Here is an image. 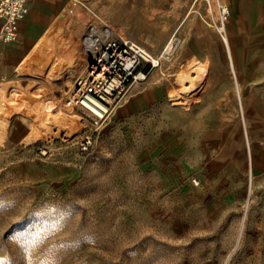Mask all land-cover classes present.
<instances>
[{"label":"rangeland","instance_id":"1","mask_svg":"<svg viewBox=\"0 0 264 264\" xmlns=\"http://www.w3.org/2000/svg\"><path fill=\"white\" fill-rule=\"evenodd\" d=\"M170 2L71 0L6 78L13 103L0 109V119L9 118L0 123V264H264V179L255 177L256 164L251 171L248 150V140L252 156L261 142L255 127L248 129V104L238 96L233 116L210 126L194 113L201 83L182 94L186 104L173 103L179 68L197 59L207 76L210 60L198 57L196 46L214 44L210 32L222 38L206 17V1ZM102 7L122 31L112 41L131 38L157 57L175 32L182 40L136 80L141 59L108 98L101 122L65 104L76 132L63 125L37 130L39 118L24 99L39 94L51 101L65 87L67 100L88 74L80 40ZM75 64L80 75L69 70ZM55 65L67 73L54 74ZM85 129L96 130L99 142L81 157L64 143ZM39 146L52 153L44 156Z\"/></svg>","mask_w":264,"mask_h":264},{"label":"crops","instance_id":"2","mask_svg":"<svg viewBox=\"0 0 264 264\" xmlns=\"http://www.w3.org/2000/svg\"><path fill=\"white\" fill-rule=\"evenodd\" d=\"M170 1L171 5L177 7L187 6L189 2V0ZM224 1L231 8V19L227 27L234 67L230 65L227 56L230 47L226 50L225 42L212 32L210 35L215 37L214 44L196 46L197 56L204 60L208 58L210 65L204 82L195 92L199 100L195 102L194 113L202 119V122L210 126L218 123V117H232L234 102L236 99L238 101L240 92L242 102L246 101L248 104V119L245 116L248 129L251 125L255 127V135L259 136L257 139L261 142L253 156V163L257 167L255 177L262 180L264 179V0ZM70 2L71 0H28L25 16L19 22V38L14 42L2 40L0 19V79L8 78L9 74L19 68L23 60L35 51L40 40L49 35L62 18ZM238 85L241 89H238ZM144 101L146 103L147 99L144 98ZM244 114L246 115L245 109ZM40 165L42 166L37 167L45 171L47 164ZM48 166L54 175L59 174L56 172L59 170L58 167L52 164Z\"/></svg>","mask_w":264,"mask_h":264},{"label":"bare ground","instance_id":"3","mask_svg":"<svg viewBox=\"0 0 264 264\" xmlns=\"http://www.w3.org/2000/svg\"><path fill=\"white\" fill-rule=\"evenodd\" d=\"M212 4L215 5V9L213 5H211L210 13L211 14L214 13L215 16H217L218 8L216 5V0H215V4L214 2ZM105 10L106 8L102 7L101 15H99L100 16L99 22L95 24L92 23L94 25H89L88 28L86 29L85 31L86 34L84 38L80 40V44H81V47H79L80 51L83 52L84 60L86 61L89 70L90 68L99 70V68L106 69V68L114 67L119 60L123 61L125 63V66L128 67V69H131L136 62V57L138 56V54L141 52H145L147 50L144 49L140 43H138L137 41L131 38H125L121 36L122 44H117L114 41H112V37H114V34L115 33L122 34V31L117 26H115V24L112 23L106 15H104L105 13L103 12ZM229 19H231V17H229ZM229 19L227 20V23ZM227 23H226V36H227L228 45L227 43H225V45L227 49L228 47H230V51L229 50L227 51L230 59V64L233 66L234 58L230 46ZM168 54H173L172 49H170V46L167 47L166 51L162 54V56L158 55L157 57L154 56L153 57L156 61H159V64H161L163 58L165 59L168 58L167 57ZM72 64L74 63L70 62L67 66L70 67V65ZM80 64H83V60L80 62ZM205 65L206 64H204L203 62L197 59H193L192 61H190V63L186 64L184 67L179 68L176 74L178 75L180 81L182 82L181 86L178 88L177 91H172L170 93L171 100H173V103L175 105L186 104L187 102L181 99L182 94L191 93L192 91L198 88L200 83L204 82L206 78ZM60 70L61 69L59 68L58 65H55L51 68V72H53L54 74H56L57 71L60 72L57 75L67 73V71L63 72L62 70L61 72ZM69 70H72L75 73L74 75L81 74V72L80 73L78 72L79 67L77 64L73 65V67H71ZM8 82L9 79H0V109H3V107H8L9 106L8 104L13 103L11 102V100H13V97L8 96V91L10 88ZM77 86H79V83H77ZM60 88H61L60 94L55 95V97L52 98L51 101H48L47 98L44 99L41 98V97H45V95L43 96L39 94L32 95V97L28 96L27 98L24 99L26 104L30 106L34 114L39 118L38 122L40 126L37 127V130H40L41 127L46 129L47 127H51L52 125H57V126L63 125L68 127L67 131L69 133L76 132V130L74 131V127L72 123L68 121L67 113L61 107L64 106L65 104L68 105L67 100L64 102V97L68 92L65 89V87H60ZM238 89H239V85H238ZM177 94H179L180 97L179 96L175 97ZM239 97L241 98L240 92H239ZM33 99L35 101H33ZM99 106L101 107V112L104 110H108V106L104 105L103 103L100 104L99 102H97L96 104H92V107L96 110L99 109ZM8 121L9 118L6 120L0 119V123L4 126L8 124ZM248 144H249L248 150L250 154V163H251L250 169L251 171H254L253 156L251 153L249 140H248ZM252 191H253V185L251 184L250 193Z\"/></svg>","mask_w":264,"mask_h":264},{"label":"built area","instance_id":"4","mask_svg":"<svg viewBox=\"0 0 264 264\" xmlns=\"http://www.w3.org/2000/svg\"><path fill=\"white\" fill-rule=\"evenodd\" d=\"M204 1L207 2L210 9L211 5H213V1ZM27 3L28 0H0L1 38L3 41L14 42L18 40L19 22L25 16ZM216 5L218 8L217 16H215L214 13H206V17L209 16V18H211L215 29L223 41L227 43L226 23L231 15V8L229 4L221 0H216ZM181 40L182 39L180 35L176 34L175 32L161 53H164L168 46H170V49H172V52H174V49H176L175 47L180 44ZM113 41L117 44H122V41L119 43L115 41L114 38ZM170 55L172 54H168L169 57ZM141 59L144 61V64H142L141 69L138 71V73H136L138 76L135 77L136 80L145 79L150 73V69L147 67L149 65L151 67L157 65L153 54L147 51L138 54L136 57V62L131 69H128V67L125 66V63L121 60H119L114 67L106 69L99 68V70L90 68L87 76L82 77L78 81L79 86H77L75 90L68 96V104L78 108L90 120H93L96 123L101 122V120L106 118L111 108V103L109 102L108 98L111 97L118 89H120L122 85H125L127 82H129L131 78L130 75L134 76L133 69L138 64L142 63ZM97 102L108 106V110L101 112L100 106L99 109H94L92 104H96ZM96 132V130L85 129L78 136H76L74 140L67 141V139H65L67 142L64 143V146L68 150H76V154L84 157V154L97 148L99 138L98 133ZM38 148L40 149V152H43L44 156L48 154V151L50 152V150L47 151L42 146H39ZM73 158H75V156ZM64 161H66V158H64ZM67 161L68 162L66 163L74 164L73 160L70 158Z\"/></svg>","mask_w":264,"mask_h":264}]
</instances>
